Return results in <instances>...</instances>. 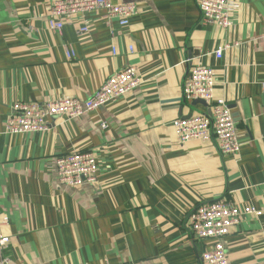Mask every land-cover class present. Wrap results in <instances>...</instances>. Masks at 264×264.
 Here are the masks:
<instances>
[{
  "label": "crops",
  "instance_id": "crops-1",
  "mask_svg": "<svg viewBox=\"0 0 264 264\" xmlns=\"http://www.w3.org/2000/svg\"><path fill=\"white\" fill-rule=\"evenodd\" d=\"M51 1L0 0V220L7 219L0 231L10 238L8 264H202L210 242L194 239L186 219L218 200L262 211L242 216L224 243L231 264H264V0H229L224 31L202 24L198 0H113L137 7L128 26L96 10L59 33L48 30ZM227 45L217 60L213 52ZM184 60L215 71L213 101L231 109L236 156L220 155L211 141L177 142L174 120L211 107L184 100ZM128 67L141 84L120 100L79 119H50L46 133H5L14 104L87 100ZM74 151L96 156L92 184L58 182L55 160Z\"/></svg>",
  "mask_w": 264,
  "mask_h": 264
},
{
  "label": "built area",
  "instance_id": "built-area-1",
  "mask_svg": "<svg viewBox=\"0 0 264 264\" xmlns=\"http://www.w3.org/2000/svg\"><path fill=\"white\" fill-rule=\"evenodd\" d=\"M228 2L229 0H198L202 24L214 25L223 31L228 30L231 27ZM96 10L105 12L107 18L116 20L120 27L128 26L130 19L137 13L134 4L118 3L113 0H52L47 17L48 30L59 33L65 22ZM78 32L81 35L87 33V28L82 27ZM229 47L227 45L218 48L213 52L214 57L219 60ZM112 54H116L115 48H112ZM73 56V52H66L68 59ZM182 64L187 66V75L181 88L184 100L202 101L211 107L208 113L174 120L173 129L177 142L183 145L192 140L211 141L217 146L220 155L236 156L240 151V143L231 109L223 99L213 101L215 71L198 64L190 65L189 60H184ZM140 84L137 70L128 67L104 80L87 100L64 98L44 105L16 103L6 117L4 131L10 136L46 133L50 129V119L82 118L91 111L120 100ZM55 167L58 182L68 188L92 184L98 171L96 156L86 151H74L57 158ZM245 214L258 217L262 211L250 207L243 209L224 200H218L199 205L188 214L186 222L190 235L196 240L210 242V248L200 257L202 264H231L227 257L224 238L229 235L230 228L236 226ZM6 222L7 219L0 220V228ZM9 239L0 231V264H8L3 253Z\"/></svg>",
  "mask_w": 264,
  "mask_h": 264
},
{
  "label": "water",
  "instance_id": "water-1",
  "mask_svg": "<svg viewBox=\"0 0 264 264\" xmlns=\"http://www.w3.org/2000/svg\"><path fill=\"white\" fill-rule=\"evenodd\" d=\"M195 103H200V104H204V102H202V101H195ZM190 118V117H189Z\"/></svg>",
  "mask_w": 264,
  "mask_h": 264
}]
</instances>
